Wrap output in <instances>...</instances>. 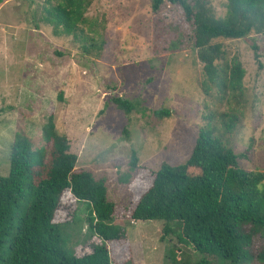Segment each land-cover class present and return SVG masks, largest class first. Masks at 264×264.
<instances>
[{"label":"rangeland","instance_id":"374dc122","mask_svg":"<svg viewBox=\"0 0 264 264\" xmlns=\"http://www.w3.org/2000/svg\"><path fill=\"white\" fill-rule=\"evenodd\" d=\"M208 1L217 16L225 14V0ZM150 3L91 0L85 17L95 33L88 37L103 43L92 54L42 20L46 0L0 6V176L9 172L15 135L39 147L50 118L77 156L76 171L104 178L108 200L120 205H128L133 188L148 184L161 164H183L208 125L235 155L249 149L240 167L264 173V34L216 40L223 54L217 66L227 70L239 63L242 87L226 95L215 88L205 93L203 64L182 10L163 5L153 12ZM119 97L133 105L129 114L113 103ZM224 116L236 117L234 127H224ZM132 154L137 163L131 172ZM77 206L74 242L66 248L80 257L100 241L87 229V205ZM162 228L159 221L127 224L126 241L108 244L111 257L118 264H171V252L191 263L204 258L174 236L163 239Z\"/></svg>","mask_w":264,"mask_h":264},{"label":"trees","instance_id":"16d2710c","mask_svg":"<svg viewBox=\"0 0 264 264\" xmlns=\"http://www.w3.org/2000/svg\"><path fill=\"white\" fill-rule=\"evenodd\" d=\"M7 1L0 0V6ZM55 1V6H49L52 1L46 0L42 20L56 35L79 41L84 52L100 53L103 43L96 45L88 37L95 33L85 17L91 0ZM225 2L221 17L208 0L150 3L153 12L163 5L182 10L192 28L193 49L203 64L205 93L211 88L223 95L234 93L241 89L244 77L239 63L233 62L227 70L217 66L223 54L222 45L215 41L264 34V0ZM113 103L126 114L133 110L122 97ZM224 117V127H234L236 117ZM54 123L50 118L43 126L41 146L34 148L21 133L11 145L9 172L0 176V264H118L108 244L126 241L127 224L152 221L163 224V239L174 236L179 245L204 257L191 263L177 260L171 252V264H264V173L239 166L249 149L235 155L208 125L198 132L183 164H161L151 172L148 184L139 182L133 188L129 204L120 205L108 200L104 178L76 171L77 156ZM136 163L132 154L131 172ZM80 203L87 205L88 231L100 242L78 257L66 244L74 242ZM62 213L70 218L62 219Z\"/></svg>","mask_w":264,"mask_h":264}]
</instances>
